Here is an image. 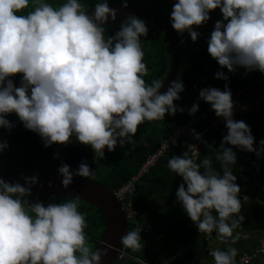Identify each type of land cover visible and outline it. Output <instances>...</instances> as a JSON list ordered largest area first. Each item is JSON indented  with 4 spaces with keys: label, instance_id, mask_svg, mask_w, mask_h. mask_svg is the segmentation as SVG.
<instances>
[{
    "label": "clouds",
    "instance_id": "clouds-1",
    "mask_svg": "<svg viewBox=\"0 0 264 264\" xmlns=\"http://www.w3.org/2000/svg\"><path fill=\"white\" fill-rule=\"evenodd\" d=\"M111 1H120L122 8L135 3ZM111 1L96 0L88 15L82 0L55 4L53 0H0V128L8 132L15 128L16 124L7 119L15 114L24 129L39 136L43 147L75 142L89 146L88 150L104 159L105 148L112 152L117 146L134 144L138 126L145 121L164 120L166 114L184 111L174 103L184 91L180 79L172 80L164 92H160L162 80H145L149 70L144 62L142 38L149 34L148 21L128 15L120 20L113 35H106L105 25L115 21L117 15L108 6ZM156 2H165L166 16L155 8L137 4L164 18L178 38L186 32L192 42L205 32L203 25L209 21V14L218 9L221 19L214 22L206 39L207 54L227 73L243 68L245 75L259 72L264 76V0ZM17 75L19 86H14L12 78ZM214 78L227 81L228 75L218 70ZM232 95L227 83L223 90L205 87L198 93V101L207 103L226 129L215 153L219 171L207 155L199 162L194 160L198 142L193 150L189 146L190 155L184 151L167 161V168L182 180L175 191L176 202L197 232L208 240L204 250L209 258L201 264H236L260 242L264 244V229L252 234L235 232L244 221L241 199L264 203L259 197L264 191L254 198L246 195L236 183L232 167L237 162V151L254 153L257 158L264 155V139L255 142L250 127L233 119L236 113H246L251 104L235 105ZM187 111L189 116L195 114L198 103ZM184 125L164 138L146 165L162 155ZM190 134L193 140L206 143L194 129ZM8 147L7 140L0 141V152ZM54 158H58L56 154ZM145 171L140 169L116 188H109L120 207L115 191L126 187L128 181L134 186ZM57 174L61 186L67 189L74 177L91 179L88 177L94 176V171L82 160L76 168L61 163ZM20 180L23 184L0 177V264H100L104 253L88 246L79 196L49 201L31 191L37 184L35 174L21 175ZM31 195L43 202H30ZM134 221L135 218L126 219L127 232L120 242L135 252L141 249L140 233L150 228L137 222L143 229L129 231ZM213 233L217 240L214 243L208 237ZM238 239L245 241L244 247L234 246ZM100 241L101 238L97 245ZM172 259L173 256L164 261ZM114 260L118 261L116 257Z\"/></svg>",
    "mask_w": 264,
    "mask_h": 264
},
{
    "label": "trees",
    "instance_id": "trees-1",
    "mask_svg": "<svg viewBox=\"0 0 264 264\" xmlns=\"http://www.w3.org/2000/svg\"><path fill=\"white\" fill-rule=\"evenodd\" d=\"M53 2L60 3L61 0ZM82 3L87 9L94 6L96 0H82ZM121 21L105 25L106 35H113ZM146 23L149 34L142 38V47L149 75L145 80L148 82L152 79L162 80L168 70L169 49L162 32L151 23ZM186 34L185 32L182 36L179 35L180 55L176 75V79L182 81L184 91L179 94L180 100L174 101L184 111L171 116L166 114L164 120L145 121L139 125L134 144L128 145L127 153L120 161L114 151L108 152L105 148L104 159H100L92 150H88V146L75 142L67 145L53 144L45 148L39 136L24 129L15 114L7 116L9 121L16 124L15 128L10 132L0 128V141L7 140L9 145L6 152L24 165L40 171L57 173L61 163L76 168L83 160L94 171V176L88 178L98 180L108 188H116L142 169L144 162L155 152L164 138L181 129V126L189 121L190 124L184 127L174 140L167 143L162 155L145 167V173L138 177L132 190L126 193L125 200L131 203L136 212V222L139 221L144 228H150L149 231L140 233L142 244L139 251L134 252L127 248L126 251L149 263L161 262L173 256L166 264H201L209 258L204 250L208 240L203 242L202 234L197 232L176 202L175 191L182 180L167 168V161L171 156H179L184 151H188L190 155L189 146L193 150L198 142L194 160L199 162L207 155L212 158L213 167L219 171L220 166L215 160V153L226 129L224 122H218L214 112L209 111L210 106L198 101L199 91L205 87L223 90L227 83L235 105L239 102L251 104L246 113H236L233 119L242 120L250 127L255 142L264 139V76L259 72L245 75L243 68H238L235 73H227L226 69H220L215 60L207 54V44L197 45V42L204 39L202 35L192 42L190 38L186 39L184 36ZM218 70L226 72L227 81L214 78V73ZM17 81L19 82V75ZM193 103H198V111L189 116L187 110ZM193 129L206 143L193 140L190 134ZM54 154L58 158H54ZM232 171L237 176L236 183L244 188L246 195L253 198L259 195L261 184L264 183V155L257 158L254 153L237 151V162ZM38 196L55 202L68 199ZM79 210L86 218L85 233L87 242L90 241L88 246L94 250L98 240L102 238L103 216L88 202L80 201ZM240 214L244 216V221L235 230L236 233L252 234L254 231L264 229V203L241 199ZM257 239L256 237L251 242L255 243ZM244 242L238 239L234 246L244 247ZM224 247L223 244L222 249ZM111 264L135 263L131 259H123L120 262L114 260Z\"/></svg>",
    "mask_w": 264,
    "mask_h": 264
},
{
    "label": "water",
    "instance_id": "water-1",
    "mask_svg": "<svg viewBox=\"0 0 264 264\" xmlns=\"http://www.w3.org/2000/svg\"><path fill=\"white\" fill-rule=\"evenodd\" d=\"M108 6L115 9L117 15L115 21L109 20L107 23L124 20L128 15H134L151 22L163 32L169 49V64L168 70L162 79L163 87L160 92L166 91L169 83L176 79L180 55L179 38L171 28L170 23L151 9L137 3H128L127 8H122L120 1H111L108 2ZM93 10L94 7L88 8L87 14L91 15ZM12 79L14 86H19L16 81L17 76ZM34 174L37 176V184L32 187V192L68 199L79 196L81 201L88 202L101 212L104 221L102 238L93 251L97 250L104 253L100 257V264H111L115 259V250L122 246L121 238L127 232L124 212L111 189L98 181L81 177H74L72 184L65 189L61 186V177L57 173L30 168L11 157L6 151L0 152V177L6 181L23 184V181L20 180L21 175L31 176ZM259 197L261 201H264V192H261Z\"/></svg>",
    "mask_w": 264,
    "mask_h": 264
},
{
    "label": "built area",
    "instance_id": "built-area-1",
    "mask_svg": "<svg viewBox=\"0 0 264 264\" xmlns=\"http://www.w3.org/2000/svg\"><path fill=\"white\" fill-rule=\"evenodd\" d=\"M242 108H244L245 106L242 105ZM189 125V123H187L186 125H184V127H187ZM149 163V160H147L144 164L141 170H146V164ZM140 172L136 175L139 176ZM135 178V177H134ZM130 188H133V182L128 181L126 187L124 186H120L116 191H115V195L117 196L118 200L121 203V208L124 210L125 213V218L129 219V220H133L135 218L136 212L133 208V206L131 205V203L128 200H125L126 198V193L127 191H129ZM261 191H264V184L261 185ZM30 202H33L35 200H39L41 202H43L38 196H33L31 195V197H29ZM134 225H131V229L129 231L135 230V229H143L136 221H134ZM146 231V230H144ZM262 232V236H264V230L261 231ZM260 245H258L257 247H255L253 249V251L250 253L249 256H246V254H244L243 256H241L238 260H236V264H264V244H262L261 242L259 243ZM115 257L118 261H122L123 259H135L138 262L143 261V264H166L167 261H162V262H158V263H149L148 261L145 260H139L134 258L131 254H129L126 251V248H124L123 246L116 249V254ZM213 264V263H211Z\"/></svg>",
    "mask_w": 264,
    "mask_h": 264
},
{
    "label": "rangeland",
    "instance_id": "rangeland-1",
    "mask_svg": "<svg viewBox=\"0 0 264 264\" xmlns=\"http://www.w3.org/2000/svg\"><path fill=\"white\" fill-rule=\"evenodd\" d=\"M108 1H111V0H108ZM128 2L140 3V4L147 5V6L151 7V8H155V9H157L158 11L163 12V14H164L165 16H166V11H168V9H166V10L164 11L165 2H162L160 5L156 2V0H128ZM201 35L204 37V39L201 40V41H199V42H197V45H200V44H206V39H207V37H208V35L206 34V31H205L204 33H202ZM184 36L186 37V39H187V38L189 39V37H188L187 34L184 35ZM219 119L222 120V118H219ZM88 148H90V147L88 146ZM128 148H129V146L126 145V144H125V146H124L123 148H121V147H119V146H117V147L115 148L114 152L117 154V157H116V158H117L119 161H120V159L122 158V156H123L125 153H127ZM90 149H91V148H90ZM151 216H152V215H151ZM89 242H90V241H89ZM89 242H88V243H89ZM89 244H90V243H89Z\"/></svg>",
    "mask_w": 264,
    "mask_h": 264
},
{
    "label": "crops",
    "instance_id": "crops-1",
    "mask_svg": "<svg viewBox=\"0 0 264 264\" xmlns=\"http://www.w3.org/2000/svg\"><path fill=\"white\" fill-rule=\"evenodd\" d=\"M210 19H209V21L207 22V24H204L203 26H204V28H205V31H206V34L209 36V34H210V32L212 31V29H213V25H214V22L216 21V20H219V19H221V14H220V12H219V10L217 9V10H214V11H212L210 14ZM202 26V25H201ZM50 201V200H49ZM138 223L142 226V224L138 221ZM209 237V239H210V242H215V241H217L216 239H215V234L213 233L212 235H209L208 236ZM206 238L205 237H203V242H206ZM206 246V245H205ZM214 247V246H213ZM133 256V255H132ZM134 258H136V259H139L140 260V258H138V257H136V256H133ZM131 261H133V263H135V264H138L139 262L137 261V260H135V259H131Z\"/></svg>",
    "mask_w": 264,
    "mask_h": 264
}]
</instances>
